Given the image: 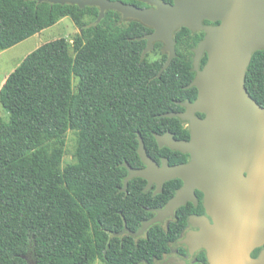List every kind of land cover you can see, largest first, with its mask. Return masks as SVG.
Returning <instances> with one entry per match:
<instances>
[{"label":"trees","instance_id":"1","mask_svg":"<svg viewBox=\"0 0 264 264\" xmlns=\"http://www.w3.org/2000/svg\"><path fill=\"white\" fill-rule=\"evenodd\" d=\"M98 14L97 6L0 0V50L64 16L80 29L71 42L60 37L28 53L0 87L9 117L0 119V264H149L169 252L194 211L181 206L176 220L154 223L144 236L120 234L140 228L153 216L148 208L181 184L168 181L154 194L134 177L123 190L124 162L140 160L137 132L146 143L163 122L177 138L187 131L178 117L159 115L195 90L185 86L201 35L177 29L176 55L161 71L167 55L149 61L143 53L152 27L112 9L96 22ZM245 86L264 107V48L252 53ZM68 129L77 133L76 161L62 167Z\"/></svg>","mask_w":264,"mask_h":264},{"label":"water","instance_id":"2","mask_svg":"<svg viewBox=\"0 0 264 264\" xmlns=\"http://www.w3.org/2000/svg\"><path fill=\"white\" fill-rule=\"evenodd\" d=\"M71 3L79 7L97 6L96 22L112 9L123 18L140 20L153 31L145 36L143 53L160 40L168 52L161 71L176 55L174 32L180 27L203 30L204 38L194 48L196 76L190 83L198 89L194 102H180L184 112L162 115L187 120L190 138L175 139L172 133L156 134L160 146L189 153L186 163L158 165L146 152L139 135L138 154L144 168L125 163L128 175L156 183L161 191L165 180L180 178L183 185L164 208L144 221L137 231L125 227L133 236L143 234L188 199L195 202V189L204 193L206 215H192L189 222L198 227L184 240L191 247H203L209 264H264V250L253 257L252 251L264 244V107L251 97L245 86L252 53L264 48V0H140L141 7L122 0H38ZM204 20L218 21L205 25ZM204 50L208 62L199 70ZM204 113L198 117L195 113ZM211 218V221L209 219ZM178 264H186L184 261Z\"/></svg>","mask_w":264,"mask_h":264},{"label":"flooded vegetation","instance_id":"3","mask_svg":"<svg viewBox=\"0 0 264 264\" xmlns=\"http://www.w3.org/2000/svg\"><path fill=\"white\" fill-rule=\"evenodd\" d=\"M140 2H142V1H140ZM172 2H173V0H172ZM167 3H169V2H167ZM138 6H141V7H149L150 5L147 4V3H145V2H142V5H138ZM203 23L205 25H213L214 26V25H217L218 24V21L204 20ZM196 33L200 34L201 37H200V39H198L194 43V45H192L190 47V49L192 51V61H191L192 67L191 68L193 70V77H192V80L185 86L186 88H194L195 90L192 91V92H190V94L187 97H185L184 99H182V100H174V103L177 104L176 106L178 107V109L177 110L167 111V112H172V111L184 112L186 110V107L182 103L183 102L192 103L197 98V95H198V89H197V87L190 86V83L193 81L194 77L196 76V70L194 69V64H193V59H194V55H195L194 48H196L198 46V44L200 43V41L204 38L205 32L203 30L193 31V34H196ZM157 42H160L161 43V46L160 47H156L155 46ZM174 47H175V44H174ZM158 49H160L162 51V54H166L168 56V52L165 51V45L160 40L154 41L153 42V48L150 49V50L157 51ZM145 53H144V55H145ZM161 57H162V55H161ZM208 58H209L208 51L207 50H204L203 53H202V55H201V57H200V60H199V65H198L199 70H202L205 67V65L208 62ZM180 102H182V103H180ZM164 113H166V112H164ZM164 113H162V114H164ZM162 114H160L159 116L160 117H169V116H165V115H162ZM195 114L198 117H204V113L196 112ZM174 117H176V116H174ZM180 120H181V123L180 124H181L182 128H184V129L187 130L185 132H179L178 133V135L183 136V137L177 138L176 137L177 133L175 131L171 130L170 125H167L166 122H163L158 127V130H152L151 131V133L153 134L154 139H152L150 137V138H148V140H147L146 143L143 140L147 154L158 165H160V166L162 165L164 159L167 160V163L169 165L186 163V162H188L190 160V154L189 153H182V152L179 151L181 154H183V155H181V154H178L177 152H173V151H178V150L171 149V148L167 147L166 145L160 146L159 143H158V141H157V139H156V136H155L156 134H158V135H165L166 133H172L173 134V137L175 139H178V140H181V139L188 140L190 138L189 122L187 120H182V119H180ZM137 134H138V137H139L140 133L137 132ZM141 138H142V136H141ZM138 145H139V143H138ZM137 151H138V148H137ZM125 163H127V162H124V165H125ZM134 163H135V166H132L129 163L128 164L132 168H134V169H140V168H144L145 167V164H144V162L142 161L141 158H140V160L134 161ZM128 173L129 172H128V169H127V174H126L125 178L127 177ZM132 178H134V177H132ZM174 179H179L181 181V184L177 187V189L175 191V193H176L177 190L183 185V180L180 179V178H171V179L165 180L164 183H163V185H162L161 191H158V192H156V190H157L156 183L154 182V183H152V185L148 186V182L145 179L146 182H145L144 189L145 190H150L154 194L162 193L163 192V186H164V184L166 182L171 181V180H174ZM127 185H128V183H127ZM127 185L124 188V182H123L122 189L123 190H126ZM175 193L171 197H173L175 195ZM167 201L164 204H160V206L148 208V210L151 211V212H153V216H155L157 214V210L164 208V206L167 203ZM203 201H204V193L202 191L198 190V189H195V202L192 199H188L185 204L181 205V206H186V205L192 204V205L195 206V208L190 209V210H194V211L193 212H190L188 214V216H187V224L185 225V227L183 228V230L180 232L177 240L174 241V242H172V243H170V245H169V252L165 253L161 258L155 259L154 261H157L160 264H178V262H180L181 260L184 261L186 264H209L208 259H207V255H206V250L203 247H191L189 244H187L184 241L187 238V234L190 231H197L199 229L198 227H194L189 222L190 217L192 215H194V216L206 215V210H205ZM178 208H176L174 210V214L173 215H168V216L164 217V219H162L161 221H158L156 223H159L162 227H164V226L167 227L171 221L177 219L176 211H177ZM209 219L211 221V218L210 217H209ZM125 231L126 230L124 228V230L121 231L120 234H123ZM146 231L143 234L139 235V236H144L146 234ZM126 232H128V231H126ZM139 236H135V237H139ZM256 250L258 251L257 252V255H258L260 253V251L264 250V244L262 246H260V247L255 248L252 251V253L254 251H256ZM252 253H251V255H252ZM256 256H253V257H256ZM153 262L152 263H149V264H153Z\"/></svg>","mask_w":264,"mask_h":264},{"label":"rangeland","instance_id":"4","mask_svg":"<svg viewBox=\"0 0 264 264\" xmlns=\"http://www.w3.org/2000/svg\"><path fill=\"white\" fill-rule=\"evenodd\" d=\"M80 31L79 27L72 21L68 16H64L59 19L54 25L49 26L40 32L26 38L25 40L5 49L0 50V87L4 83L6 77L19 65L23 58L36 49L41 44L63 37L69 42L72 41L74 36ZM162 55V51L158 49L157 51L148 50L145 53V57L149 61L159 59ZM73 86H76L77 80L73 78ZM0 119L2 121H8L9 117L7 112L3 109L0 104ZM77 133L73 129H68L65 133V143H64V154L62 159V167L69 163H74L76 161L74 156L75 143H76ZM29 264H34L32 259H28ZM94 264H104L101 260L97 259ZM141 264H148L142 262ZM153 264H160L154 261Z\"/></svg>","mask_w":264,"mask_h":264}]
</instances>
